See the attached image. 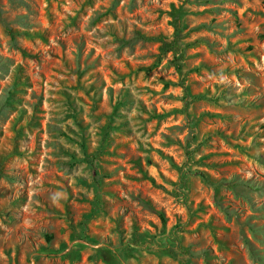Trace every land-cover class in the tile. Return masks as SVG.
Segmentation results:
<instances>
[{"label": "rangeland", "instance_id": "obj_1", "mask_svg": "<svg viewBox=\"0 0 264 264\" xmlns=\"http://www.w3.org/2000/svg\"><path fill=\"white\" fill-rule=\"evenodd\" d=\"M0 264H264V0H0Z\"/></svg>", "mask_w": 264, "mask_h": 264}, {"label": "trees", "instance_id": "obj_2", "mask_svg": "<svg viewBox=\"0 0 264 264\" xmlns=\"http://www.w3.org/2000/svg\"><path fill=\"white\" fill-rule=\"evenodd\" d=\"M195 175L201 177L202 179H206L205 176H204V174H202V173H198V172H197V173H195ZM48 239H49V238H48Z\"/></svg>", "mask_w": 264, "mask_h": 264}]
</instances>
